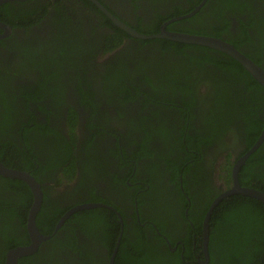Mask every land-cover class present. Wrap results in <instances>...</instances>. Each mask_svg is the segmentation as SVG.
Segmentation results:
<instances>
[{
    "label": "flooded vegetation",
    "instance_id": "1",
    "mask_svg": "<svg viewBox=\"0 0 264 264\" xmlns=\"http://www.w3.org/2000/svg\"><path fill=\"white\" fill-rule=\"evenodd\" d=\"M98 1L138 33L221 38L264 69V0ZM91 3L97 11H92L88 5ZM104 9L93 0H0V161L11 169L30 173L38 181L42 191L40 210H49L45 215L63 211L54 234L46 235L50 237L29 256L42 252L35 264H127L117 261L122 239L126 238L125 252L138 254L133 249L139 243L136 229L140 228L151 250L148 264H180V260L204 264L205 217L199 249L194 235L193 258L185 256L184 242L189 226L195 227V220L204 210L203 196L209 188L220 194L229 190L232 171L244 157L247 158L240 170L253 157L256 161L248 163L250 172L264 174V142L251 151L259 138L249 146L244 137L245 120L238 115L239 106L251 112L248 102L241 99L238 91L225 92L221 83H213L214 87L196 85L197 106L191 110L187 107L188 98H178L184 111V115L178 111L182 122L176 119L177 113L161 108L160 85L143 80L140 69L135 68L138 60L156 57L154 61L166 66L185 58L186 53L196 56L202 50H197L196 45H202L168 37L139 38L116 25ZM78 24H82L86 38L100 41L107 40L115 32L113 27H117L122 30V42L107 50L106 42L102 47H89L77 37L87 51L77 53L71 62L66 50L69 41L77 36L73 25ZM165 42L187 46L172 52L165 49ZM39 48L61 52L59 59L65 64L60 74L50 75V80L48 75V81H42L41 73L30 68L32 61L23 54L24 50L35 54ZM124 60L137 75L138 85L133 88L136 99L128 101L117 86L110 91L104 83L111 63L117 65ZM253 87L250 93L255 94L256 86ZM51 88L55 95L47 96L46 90ZM87 88L90 103L80 96L79 89ZM239 90L244 91L243 99L249 98L245 84ZM154 95L158 98L153 99ZM218 97L230 104L228 112L233 113V120L218 113L209 115L216 112L213 105ZM231 105L237 109L231 111ZM71 108L76 118L73 124L67 114ZM158 110L161 117H157ZM142 116L146 117L143 122ZM165 116L168 122L162 121ZM160 121L173 128L174 123H182L193 136L200 133L212 137L199 148L198 160L178 161L181 167L177 180L172 178L175 173L167 157L177 160L178 149L169 146L171 138L160 131L155 136L151 133ZM146 147L153 153L150 150V154H144ZM187 165L190 168L184 172ZM250 186L264 192V177L251 180ZM14 193L9 190L8 195ZM92 209H103L106 215L102 218L94 213L88 217L87 232L88 228L82 226L86 225L82 214ZM207 211L204 210L205 216ZM69 236L76 239L75 248L74 244L68 246ZM140 258V263H146L143 255ZM207 264H216L210 252Z\"/></svg>",
    "mask_w": 264,
    "mask_h": 264
},
{
    "label": "trees",
    "instance_id": "2",
    "mask_svg": "<svg viewBox=\"0 0 264 264\" xmlns=\"http://www.w3.org/2000/svg\"><path fill=\"white\" fill-rule=\"evenodd\" d=\"M88 5L91 6L90 8L93 12L97 11V8L93 3ZM80 25L82 24L73 25V27H76L74 28V35L77 36H74V39L69 41V48L66 50L69 56V61L71 62L75 59L77 53L81 54L82 52L87 51L84 44H81V41L86 42L89 47H93L95 44L102 47V44L106 42L107 50L113 49L114 46H117L122 42V30L117 27H113L115 32L110 34L107 40L100 41L98 39L91 40L86 38L82 33L84 32V29ZM149 32L150 31L147 33ZM217 36L220 37L221 35L219 34ZM77 37L81 38V41L77 40ZM186 46L187 45L185 44L179 45L174 44L173 42H165V49L171 50L172 52L183 50ZM196 47L197 50L202 49L196 56L186 53L185 58L176 59L175 62L167 63L166 66L159 65L154 61V58L156 57H151L149 59L144 58L138 60L139 66H135V68L140 69V74L144 81L146 80L150 84L157 82L160 85L159 87L161 91L158 92V97H161L159 102L163 103L160 107L164 109L167 107V110L171 111L174 115L177 113L178 118L176 119H178L179 122H182L183 116H179L178 111L183 115L184 111L181 108V102H179L180 100L178 98H188L186 103L189 109L190 107H196L197 103L194 104L198 97L196 85L206 84L209 85V87H214L213 83L215 86H218L221 83L223 84V90L227 93L231 92L232 94L238 91V95L241 99L248 102L247 104L249 105L251 112L242 110L239 103L235 100H232L231 103H237L239 106L238 115H241L245 120L244 137L249 146L252 147L264 128V117L262 116V111L264 110V87L253 78L243 65L231 56L206 46L196 45ZM50 50L51 49L39 48L35 54L33 51H23L26 59L32 61L30 68L36 69L41 73L42 81L50 80V75L56 76L57 74H60L65 67V64L59 59L61 52ZM111 65V70L104 81L107 85V89L111 91V88H114L115 85L119 88L120 95H123L126 101L136 99L137 96L134 94L133 88H138V85L135 82L137 75L131 72L129 62L124 60L121 64L116 65L111 63ZM197 69H201L202 72L196 71ZM203 72H209L210 75L205 77ZM243 84L246 85L249 95L248 99H243L244 91L239 90ZM253 86H256L255 94L250 93V91L254 89ZM79 90L81 91L80 96L83 101L90 103V94L86 92L90 89ZM46 91L47 96L55 95V91L52 88L49 90L47 89ZM171 96L173 97L169 99L168 97ZM158 97L156 95L152 96L153 99ZM35 98L36 97L32 100ZM221 98L227 102L224 94L221 95ZM147 101H149V99H146L145 103H147ZM225 102H222L218 97L213 105L216 112H209V115L218 113L227 119L233 120V113L228 112L230 111V104ZM234 109L237 108L234 105H231V111ZM74 113L75 111L73 108L67 113L68 120H70L71 123H74V119H76ZM142 117L141 122L146 120L145 116ZM157 117H161L160 112ZM162 121L168 122V117L165 116ZM162 121L157 123L158 126L152 127L151 133L155 136L160 131L161 135L171 138V140L167 138L171 142L168 143V145L178 149L179 152L176 153V155L178 154L177 160H172L170 157H167V163L170 164L171 169H174L175 173V175L173 174L174 176L171 177L177 180L180 173L178 171L181 167L179 166L178 161L185 163L191 159L198 160L200 158L199 153H201L199 148L201 145H204L207 141L211 140L212 137L200 133L193 136L188 132V127L182 123H174V128L169 131V129H163ZM209 130L212 131V129ZM168 140H164V142L166 143ZM150 150L146 147L143 153L150 154ZM1 152L0 157L3 159ZM151 152L153 153L152 150ZM5 161L8 162L7 160ZM255 161L256 160L251 157L246 165L240 170L239 180L243 185L251 187V180L262 179L264 177V174H259L260 172H250L249 164ZM188 168H190V165L185 167L184 172H186ZM9 190H13L15 193L10 196V194L8 195ZM219 194V192L209 188V191L203 196L204 210H208L214 198ZM139 196L142 197L141 194H139ZM183 198L185 203H187L185 196ZM192 199H195L194 195H192ZM33 200V193L25 182L0 175V264H5L6 253L8 250L14 249L17 246H26L30 244L31 239L27 230V220ZM61 210L62 209H59L56 213H52L53 216L45 215L46 212H49L46 207H43L40 210L37 215V225L41 233L45 235L54 234L53 231L56 226V221L63 212ZM204 210L200 215V218L195 220V227L192 228L189 226L188 232L184 238L186 257L191 256L193 258L192 251L195 234L197 235L198 240L197 247L198 249L200 248L199 243L201 244L200 237L202 220L205 217ZM89 211H85L82 214V219L86 225L84 226L81 223L84 229L88 228L87 232H89V227L87 225L88 217L92 218L94 213H97V215L102 218L106 215L103 213V209H92L90 212ZM85 214L87 215L85 216ZM91 221L92 220H90L89 225ZM210 224L212 231L210 233L211 241L209 252L216 264H264V204L262 202L241 194L229 196L219 202L213 212ZM136 230L139 243L133 250L138 254H132L129 250L126 252L124 251L123 248L126 238H123L122 247L120 249L121 257L117 259L118 263H121L122 261L127 264L149 263L150 258L148 255H151V253H149V251H151L149 248V242L144 237L145 233H142L140 228H137ZM72 233L73 236H75V231ZM67 240L68 246L70 245L71 247L74 244V248L76 247L75 238L73 240L72 237L69 236ZM153 249L154 248H152V250ZM41 254L42 252L39 250V252L33 256L22 257L19 260V264H35L38 259L41 258ZM139 254H141L140 257L143 255V259L145 258L146 263H144V261L143 263H140L141 258L139 257ZM180 264L194 263L192 261L190 263H184L180 260Z\"/></svg>",
    "mask_w": 264,
    "mask_h": 264
},
{
    "label": "water",
    "instance_id": "3",
    "mask_svg": "<svg viewBox=\"0 0 264 264\" xmlns=\"http://www.w3.org/2000/svg\"><path fill=\"white\" fill-rule=\"evenodd\" d=\"M2 1H9V0H2ZM94 3H96L100 8L104 9L101 3H99L98 0H93ZM107 14L112 17L115 24L121 27L123 30L127 31L128 33H131L134 36H137L139 38L143 39H151L154 37H168L170 39H175L180 42L185 43H193L198 44L202 46H206L218 51H221L223 53L228 54L235 60H237L241 65L244 66V68L258 81L262 84L264 87V69L257 65L254 61H252L250 58H248L246 55L241 53L234 45L231 43L225 41L224 39L217 38V37H210V36H204V35H176L174 33H165L163 32L160 35H145L138 33L134 29H132L130 26L124 24L122 21H120L118 18L113 16V14L108 11L106 8ZM7 26L5 25V28ZM10 29L9 27H7ZM264 142V130L257 140V142L252 147L251 151H256L261 144ZM247 157H244L233 169L232 171V186L229 190L225 191L224 193L220 194L212 203L211 207L207 211V214L204 219L203 223V248L206 255V262L204 264H207L209 260V239H210V220L213 215V212L215 208L217 207L218 203L235 194H241L244 196H249L252 198H255L262 202L264 204V192H260L258 190H255L250 187L242 186L239 180V170L244 163L245 159ZM0 174L13 179H19L25 182L32 190L34 201L33 204L29 210L28 220H27V230L30 236V244L26 246H19L14 249L9 250L6 254V264H17V261L20 257L29 256L34 254L38 251L39 246L42 242L47 240L50 236H46L41 233L39 230V227L37 225V215L41 208L42 203V191L40 184L38 181L30 174L24 171H19L15 169H11L4 165L0 161ZM96 205H85V207H95Z\"/></svg>",
    "mask_w": 264,
    "mask_h": 264
},
{
    "label": "rangeland",
    "instance_id": "4",
    "mask_svg": "<svg viewBox=\"0 0 264 264\" xmlns=\"http://www.w3.org/2000/svg\"><path fill=\"white\" fill-rule=\"evenodd\" d=\"M164 128L169 129V131L173 129L172 126H167V125H164V126H163V129H164Z\"/></svg>",
    "mask_w": 264,
    "mask_h": 264
}]
</instances>
